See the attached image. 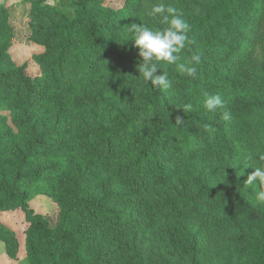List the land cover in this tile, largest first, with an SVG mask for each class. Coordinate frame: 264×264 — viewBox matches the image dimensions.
I'll use <instances>...</instances> for the list:
<instances>
[{"label": "trees", "instance_id": "trees-1", "mask_svg": "<svg viewBox=\"0 0 264 264\" xmlns=\"http://www.w3.org/2000/svg\"><path fill=\"white\" fill-rule=\"evenodd\" d=\"M53 1L31 3L36 77L13 60L0 6V211L25 213L24 261L264 264V204L245 186L264 153V0H163L191 25L178 63L200 58L196 78L161 65L167 91L138 77L125 38L133 22L158 26L147 13L161 0H73L72 17ZM204 92L224 108L205 111ZM34 195L59 207L56 226ZM0 242L18 261L1 220Z\"/></svg>", "mask_w": 264, "mask_h": 264}, {"label": "clouds", "instance_id": "clouds-1", "mask_svg": "<svg viewBox=\"0 0 264 264\" xmlns=\"http://www.w3.org/2000/svg\"><path fill=\"white\" fill-rule=\"evenodd\" d=\"M148 16L158 19V26L145 22H133L128 25L125 38L130 37L135 46L139 49V62L137 68L139 78L145 84H150L158 90L167 91L172 88L173 81L169 79L167 72L157 74L158 68L163 65H175L176 70L188 77L196 78L198 75L197 64L199 56H193L190 61L178 63L180 53L189 41L191 25L184 18L183 13L171 4H165L163 0L152 6L147 13ZM225 101L218 93H203L202 106L209 113H216L224 108ZM184 112L193 109L191 103L181 105ZM222 119L229 121L231 114L228 111L222 113ZM181 122L177 118V123ZM254 171L248 175L246 185H258L255 192V199L258 203L264 204V153H259L256 160L249 164ZM248 165V166H249Z\"/></svg>", "mask_w": 264, "mask_h": 264}, {"label": "rangeland", "instance_id": "rangeland-1", "mask_svg": "<svg viewBox=\"0 0 264 264\" xmlns=\"http://www.w3.org/2000/svg\"><path fill=\"white\" fill-rule=\"evenodd\" d=\"M33 0H0V6H5L10 13L11 24L15 30V38L13 46L10 49L13 60L17 65H27V72L31 77H36L40 73L39 66L33 60V56L43 52V48L35 45L30 41V22L31 3ZM73 0H58L53 1L58 9L63 11L69 16H73L74 11L72 8ZM107 4L119 9L125 4V0H107ZM8 114L0 111V115ZM31 207L36 213L46 217L52 226H56L60 218L59 207L42 195H34L30 201ZM0 220L2 223L13 229L20 241L21 250L19 253V260L15 261L10 259L5 251L4 244L0 242V264H27L25 258V238L28 224L25 220V213L21 210L10 211L1 210Z\"/></svg>", "mask_w": 264, "mask_h": 264}]
</instances>
